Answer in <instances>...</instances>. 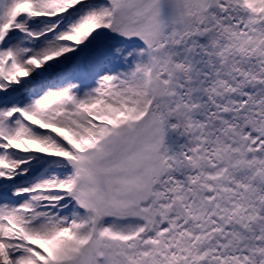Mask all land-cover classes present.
I'll use <instances>...</instances> for the list:
<instances>
[{"label": "snow or ice", "instance_id": "obj_1", "mask_svg": "<svg viewBox=\"0 0 264 264\" xmlns=\"http://www.w3.org/2000/svg\"><path fill=\"white\" fill-rule=\"evenodd\" d=\"M0 264H264V0H0Z\"/></svg>", "mask_w": 264, "mask_h": 264}]
</instances>
